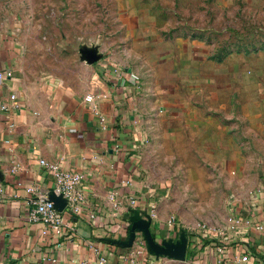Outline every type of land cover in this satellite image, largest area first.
Returning <instances> with one entry per match:
<instances>
[{
  "label": "rangeland",
  "instance_id": "1",
  "mask_svg": "<svg viewBox=\"0 0 264 264\" xmlns=\"http://www.w3.org/2000/svg\"><path fill=\"white\" fill-rule=\"evenodd\" d=\"M128 8L150 12L140 29L125 30ZM0 57L41 100L90 91L101 66H131L165 103L192 110L139 151L136 180L158 218L174 217L197 250L215 242L199 227L264 221V0H0ZM163 228L159 239L177 236Z\"/></svg>",
  "mask_w": 264,
  "mask_h": 264
},
{
  "label": "crops",
  "instance_id": "2",
  "mask_svg": "<svg viewBox=\"0 0 264 264\" xmlns=\"http://www.w3.org/2000/svg\"><path fill=\"white\" fill-rule=\"evenodd\" d=\"M125 2L133 8V0ZM125 10L121 18L125 30L131 31L140 29L139 18L150 13L147 8H141L143 15L139 9ZM111 65L98 69L90 91L65 90L46 100L30 95L17 77H0V264H94L98 255H104L107 264H121L130 246L115 242L129 236L130 217L137 211L145 219L150 207L156 206L147 195L150 191L143 193L136 180L139 151L159 132L160 123H183L192 110L165 103L166 95L146 85L143 77L141 84L133 80L131 66ZM0 70L11 71L3 57ZM172 87L168 98L175 96ZM87 95H92L91 101L85 99ZM3 104L7 108L2 109ZM39 159L83 174L84 213L73 219L75 229L69 235L42 236L43 224L28 218L33 195L26 187L36 186V194L54 187L53 177ZM90 214L95 215L94 222ZM166 220L157 215L150 227L158 242L166 232ZM255 221L240 219L237 227L242 233L222 245V264H264V231L254 228ZM205 247L209 257L215 258L212 247ZM244 254L247 261H240Z\"/></svg>",
  "mask_w": 264,
  "mask_h": 264
},
{
  "label": "built area",
  "instance_id": "3",
  "mask_svg": "<svg viewBox=\"0 0 264 264\" xmlns=\"http://www.w3.org/2000/svg\"><path fill=\"white\" fill-rule=\"evenodd\" d=\"M130 76L133 80H138L139 77L134 73L130 72ZM0 77H12V71L0 70ZM10 100H15V95H10ZM87 101L92 100V95H87L85 97ZM1 108H7L6 105H1ZM40 165L43 167L44 171L50 174L54 180V187L50 190L42 192L41 194H36L37 187L34 185H30L26 187V192L30 193L31 196L29 198V202L33 205L28 213L29 220L33 222H41L43 224V228L41 230V235L46 236L49 233L59 237L69 235L71 231L75 229L74 218L80 217L84 213V203L85 196L82 189V179L83 174L79 171H73L62 168L57 162H50L45 159H39ZM54 191L56 194H62V196L66 199V205L62 211L57 210L54 207L52 201L48 200V193ZM3 188L0 184V197L2 195ZM133 202V200H131ZM148 216L150 218V227L154 221L157 220V213L154 206H151L148 210ZM90 219H93L95 215L90 214ZM92 221V220H91ZM240 220L234 219L232 220L231 227L227 228L225 233L220 231H209V229L204 228V226L199 227V234L201 237L209 236L210 238L215 239V242H211L206 245H199L200 250H197L195 247L198 243V240L195 238H189L187 234V250L186 255L188 256L187 263L188 264H222V258L220 257V253L223 250V243H221L220 238H224L228 236H234V234L240 235L242 231L239 230L238 223ZM175 218L169 217L165 221V227L171 231H176L175 227ZM254 228L262 232L264 231V226L262 224H254ZM70 231V232H69ZM181 229L176 231L177 236L174 237L173 241H176L179 237ZM161 243V241L159 242ZM212 247L215 258H210L206 252V247ZM202 253V255H201ZM123 262L121 264H158L157 260L159 257H156L150 254L147 251L145 240L141 234V232L137 231L136 237L133 241V244L126 249V251L122 255ZM248 255L244 254L240 257V261H247ZM53 260V259H52ZM54 261V260H53ZM82 264H86L83 262ZM94 264H107V258L104 255H98L95 258Z\"/></svg>",
  "mask_w": 264,
  "mask_h": 264
},
{
  "label": "water",
  "instance_id": "4",
  "mask_svg": "<svg viewBox=\"0 0 264 264\" xmlns=\"http://www.w3.org/2000/svg\"><path fill=\"white\" fill-rule=\"evenodd\" d=\"M48 200L52 201L54 207L59 211L64 209L67 202L62 194H56L54 191L48 193ZM130 221L129 236L125 240L116 241L115 243L118 246H131L135 237V231H139L145 240L147 251L150 254L156 257H167L180 261L185 260L188 240L187 234L183 229H181L176 241L163 239L161 243H159L155 240L150 230V218L148 214H145V219H143L138 212L135 211V214L130 217Z\"/></svg>",
  "mask_w": 264,
  "mask_h": 264
}]
</instances>
